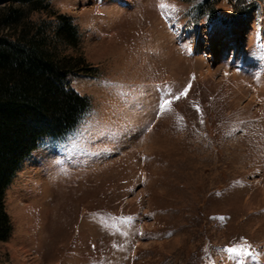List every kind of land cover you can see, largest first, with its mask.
<instances>
[{"label": "rangeland", "instance_id": "rangeland-1", "mask_svg": "<svg viewBox=\"0 0 264 264\" xmlns=\"http://www.w3.org/2000/svg\"><path fill=\"white\" fill-rule=\"evenodd\" d=\"M197 2L12 4L0 32H43L90 107L14 169L0 264H264V0H219L214 21Z\"/></svg>", "mask_w": 264, "mask_h": 264}, {"label": "trees", "instance_id": "trees-1", "mask_svg": "<svg viewBox=\"0 0 264 264\" xmlns=\"http://www.w3.org/2000/svg\"><path fill=\"white\" fill-rule=\"evenodd\" d=\"M48 0H0V26L15 30L24 12L14 2L34 10L45 9ZM219 0H198L195 11L209 21L221 19ZM57 37L76 39L70 18L57 15ZM8 31V30H7ZM71 58L52 52L43 32L22 24L9 35L0 32V239H6L11 223L3 211V189L22 156L42 136L60 137L71 131L90 107L87 96L67 88L63 80L74 72ZM78 71V70H77Z\"/></svg>", "mask_w": 264, "mask_h": 264}, {"label": "snow or ice", "instance_id": "snow-or-ice-1", "mask_svg": "<svg viewBox=\"0 0 264 264\" xmlns=\"http://www.w3.org/2000/svg\"><path fill=\"white\" fill-rule=\"evenodd\" d=\"M161 7L162 8H166L167 5L161 3ZM187 91L188 89L185 88L184 91L182 93H180V95H186L187 94ZM171 100H168V99H162L161 100V103H160V109L163 111L165 109H167L168 105L171 104ZM226 251H228L229 253H234V252H237L238 250L235 249V248H229V249H226Z\"/></svg>", "mask_w": 264, "mask_h": 264}, {"label": "bare ground", "instance_id": "bare-ground-1", "mask_svg": "<svg viewBox=\"0 0 264 264\" xmlns=\"http://www.w3.org/2000/svg\"><path fill=\"white\" fill-rule=\"evenodd\" d=\"M238 33H239V30L236 29L235 34L237 35ZM227 37H228V35H226V34L220 36V37H219V42L224 41L225 39H227ZM227 40H228V39H227Z\"/></svg>", "mask_w": 264, "mask_h": 264}]
</instances>
